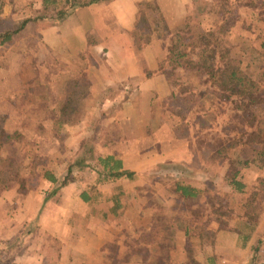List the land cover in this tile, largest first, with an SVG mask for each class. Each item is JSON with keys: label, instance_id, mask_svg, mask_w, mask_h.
Masks as SVG:
<instances>
[{"label": "rangeland", "instance_id": "1", "mask_svg": "<svg viewBox=\"0 0 264 264\" xmlns=\"http://www.w3.org/2000/svg\"><path fill=\"white\" fill-rule=\"evenodd\" d=\"M106 1L115 0H99ZM38 2L8 0L6 10H0V42L6 31H17L12 42L0 44V143L4 135L17 134L10 145L9 141L1 144L0 193L8 185H20L21 178L34 185L43 179L44 171L53 169H58L61 180L68 174L70 182L87 190L96 181L92 169L96 161L89 158L100 150L102 154L115 150L120 159L121 155L125 157L136 180L122 187L105 185L113 195L122 189L129 193L124 195L126 199L122 198L124 208L117 209L119 214L105 229L101 228L103 238L99 245L107 251L106 264H148L143 263L145 253L140 250H156L150 242H160L169 233L168 225L174 227L173 239L182 237L184 226L195 228L188 242L193 243L195 259L203 264H211L212 257L218 256L214 253L228 252L233 245L242 244L241 236L234 234V230L243 235L249 232L240 224L242 203L257 190L258 179H264V167L256 166L264 160H257V164L242 171L246 187L239 194L224 180L226 161H212L209 152L216 143L233 141L235 146L228 151L232 160L236 155L254 157L252 148L261 150L264 146L257 143L264 134V103L251 109L253 127L245 126L235 109L236 100H224L200 69L175 68L167 60V47L170 36L176 31L185 33L186 26L192 35L201 30L212 32L226 51L218 65L227 63L250 77L264 98V0H141L136 19H143L152 32L147 45L134 46L138 51L151 46L148 54L156 57L153 71L161 72L172 93L185 100L178 104L170 100V95L157 102L148 101L146 96L115 95L118 101L134 104L126 109L132 108V117L121 125H112L114 112L109 108L104 112L86 109L88 105L105 102L97 99L99 95L89 96L85 81L78 85V80L76 85L73 79L58 77L59 80L55 66L48 71L52 78L41 77L42 54L36 42L44 26L63 19L58 12H62L66 2L56 0L44 10ZM69 8L68 5L66 10L72 9ZM25 20L31 21L27 30L26 23L22 27ZM135 27L138 33L142 32L138 22ZM190 55L195 59L197 50H191ZM60 57L66 58L62 54ZM47 65L49 68L50 64ZM56 83L61 84L62 94L57 93ZM47 85L50 94L43 91ZM200 104L203 109H199ZM256 126L261 129L258 134L253 131ZM94 143L95 148L91 149ZM177 180L199 188L202 193L194 200H180L173 193ZM259 193V219L264 223V188ZM5 211L8 212L7 208L0 213ZM97 219L94 217L95 223ZM219 220L224 222L223 230L218 234L205 232L215 230ZM257 250L241 252L236 263L245 259L251 264H264L262 245Z\"/></svg>", "mask_w": 264, "mask_h": 264}, {"label": "crops", "instance_id": "2", "mask_svg": "<svg viewBox=\"0 0 264 264\" xmlns=\"http://www.w3.org/2000/svg\"><path fill=\"white\" fill-rule=\"evenodd\" d=\"M140 1L115 0L74 7L63 19L44 26L36 42L42 54L41 77L52 78L48 71L54 70L55 66L57 79H73L75 84L79 80L78 85L80 81H85L89 96L99 95L100 98L95 96L94 100L97 98L105 102L96 106L88 105L86 109L96 112L111 109L114 112L112 125L128 121L132 117L129 116L132 108L126 109L134 106L114 99L115 95H128L131 98L146 96L148 101L157 102L173 91L164 75L153 71L156 57L148 54L151 46L138 51L130 36L136 25ZM44 2H38L41 5L39 8L43 6V10L48 6ZM7 6L8 0H0V10H6ZM30 26L31 21H28L25 30ZM12 40L13 37L10 42ZM61 54L66 58L60 57ZM47 64H50L49 68ZM56 84L55 89L60 94L61 84ZM50 90L48 85L43 88L48 94ZM150 96L152 98H148ZM187 155L184 154V157ZM120 157L123 170L132 171L126 166L125 157ZM48 172L57 183H50L43 178L33 185L27 178H21L20 185H8L0 193V212L6 208L8 210L0 213V264H106L107 251L99 245L103 238L101 228L105 229L119 214L113 207L114 199H121L119 207L122 209L125 206L122 198L126 199L124 195L129 193L126 194L122 189L113 195L105 187L106 184H102L96 185L89 198L84 199V186L72 182L60 185L58 169ZM125 183L128 180L109 184L122 187ZM94 217L98 218L97 223ZM262 221V218L258 220L244 247L236 244L228 252L214 253L218 256L212 257L211 262L238 264L236 256L242 255L243 251L248 253L253 250L258 239L264 249ZM241 264L251 262L244 259Z\"/></svg>", "mask_w": 264, "mask_h": 264}, {"label": "trees", "instance_id": "3", "mask_svg": "<svg viewBox=\"0 0 264 264\" xmlns=\"http://www.w3.org/2000/svg\"><path fill=\"white\" fill-rule=\"evenodd\" d=\"M55 2L56 0H45L44 4H54ZM65 2L66 6L61 9L62 12H58V15L61 14L63 17H65L67 14L68 10L66 9L68 5L70 8H74L77 6L84 7L88 4L98 3L99 0H90L85 3H81L76 0H65ZM26 21L27 20L22 23V27L26 23ZM136 21L140 24V30L142 32L138 33L137 28L134 27L131 33V37L133 38L135 44L147 45L150 41V35L152 31L148 29L143 19L141 20V18H139L138 20L136 19ZM186 28L187 30L185 31V33L176 31L170 36V45L167 47V60L171 64H173L175 68L184 70H190L193 68L200 69L204 74L207 75L211 84L222 94L224 100L229 101L233 98L236 100L235 109L240 112L239 117L241 118L242 123L245 126L247 124L248 127H253L254 118L252 116L253 114H251V109L254 106H258L261 103H264L261 89L250 77L243 75L236 68L230 66L229 64L226 63L218 65V62L223 59V52L226 51L220 44H218L212 32H203L201 30L199 33L192 35L190 33L189 27L186 26ZM16 33V30L6 31L3 34V38L1 39L0 44L10 42L11 38ZM191 50H197V56L195 59L191 58ZM192 96L193 95L189 94V97ZM170 97V100L178 102V104L179 101L185 100V98L181 99L174 93H172ZM199 109H203L202 104H200ZM179 113L180 112H175L174 114L180 115ZM260 130L261 129L256 126L255 130L253 131H255V134H258ZM16 136L17 134L4 135L0 146L4 142L12 140V138ZM262 136L261 138L258 137L259 139L257 142L258 144H261V146L264 145V134ZM234 146L235 143L233 141H230L227 144H223L221 142L214 144L213 146H211L213 150L209 152L211 153L210 159L215 162L226 161L228 166L225 171L224 180L227 186H229L232 191L243 194L246 186L245 183L242 182V171L248 169L251 165L257 164V160H264V146L261 147V150L252 148L251 152L254 153V157L247 159L240 158L239 155H236L238 157L232 160V158L229 156L228 151L230 148H234ZM93 147L95 148V143L92 144L91 149H93ZM101 151L102 150L94 152V156H91L89 158L91 161H93V159L96 161V165L92 167V169L96 172V181L95 184L90 187L88 186V189L82 192V197H84V199L89 198V194L94 192L92 190L95 189L96 185L114 183L122 179H126L128 181L136 180V175L133 172L123 170L122 161L116 155L115 150H111V152L109 153L103 152V154L101 153ZM89 166L91 167V164ZM256 166L262 168L264 167V163H259ZM71 171V166H69L68 172L71 173ZM42 176L50 183H57L54 176L48 171L44 172ZM70 181L71 179L68 178V174H66L65 177H63V179L59 181V183L60 185H66ZM263 188L264 179L259 178L256 188L257 190L252 191L250 195L246 196L245 200L242 203L243 213L242 216H240V224H242L245 228H249V232L248 234L243 235L239 230H234V234L237 233L241 236L240 239L242 240V246H244L250 239V236L255 230L258 223L259 215L262 211L259 205L261 204L259 198L262 199V195L259 193V190ZM173 193L180 200L187 201L196 199L202 193V190L192 186L191 184H186L182 180H177L174 182ZM119 206L120 205L117 199H114L113 207L115 211L120 208ZM205 224H208V221H206ZM173 228L174 227L172 225L167 226L169 233H167L166 236L160 238V242H157L155 240L150 242V244L154 243L156 250L154 249L150 253L149 249L140 250V253H145L142 256L144 261L143 263L148 261V264H203V262L195 259L193 253L195 250L192 248L193 243L188 242L190 234L195 232V228H191L189 225L184 226L183 233L181 234L182 237H174V239L173 234L171 233L174 232ZM223 228L224 222L219 220V224L215 228V230H206L205 232L215 234L223 230ZM199 235L201 236L202 233H199ZM182 238H187V240L181 241ZM260 244L261 240L258 239L253 246V250L255 252H257ZM157 249H159L160 251H158Z\"/></svg>", "mask_w": 264, "mask_h": 264}]
</instances>
